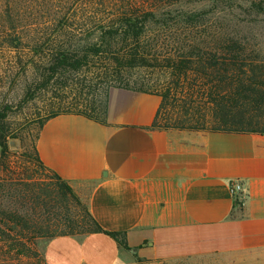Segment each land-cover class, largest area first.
<instances>
[{
  "label": "trees",
  "instance_id": "obj_1",
  "mask_svg": "<svg viewBox=\"0 0 264 264\" xmlns=\"http://www.w3.org/2000/svg\"><path fill=\"white\" fill-rule=\"evenodd\" d=\"M10 4L0 0V76L3 60L15 69L26 59V67L39 65L31 99L45 90L71 97L48 104L39 130L62 114L103 123L94 116L99 85L159 96L149 130L264 135V38L236 30L240 16L264 17V0H86L45 18L40 4L35 16L12 12ZM1 109L0 167L9 156L1 125L10 108ZM33 161L47 170L35 145ZM52 179L79 202L66 182L54 173ZM13 183L0 179V264H45L42 243L77 233H103L128 249L124 235L102 230L87 207L80 225L43 227L10 206L27 197Z\"/></svg>",
  "mask_w": 264,
  "mask_h": 264
},
{
  "label": "crops",
  "instance_id": "obj_2",
  "mask_svg": "<svg viewBox=\"0 0 264 264\" xmlns=\"http://www.w3.org/2000/svg\"><path fill=\"white\" fill-rule=\"evenodd\" d=\"M159 104L112 89L103 123L43 124V166L128 248L103 233L55 237L47 264H264V135L149 130Z\"/></svg>",
  "mask_w": 264,
  "mask_h": 264
},
{
  "label": "rangeland",
  "instance_id": "obj_3",
  "mask_svg": "<svg viewBox=\"0 0 264 264\" xmlns=\"http://www.w3.org/2000/svg\"><path fill=\"white\" fill-rule=\"evenodd\" d=\"M84 2L86 0H11L9 9L12 12H21L22 10L26 16H35L33 6L40 4L41 11L38 15L42 14L45 18L48 13L53 15L64 13L66 10L68 12V10ZM95 2H98V0H95ZM246 21L251 22L247 24ZM238 23L240 25L237 26V31L255 33L264 38L263 16L249 19L240 16ZM27 61L25 59L20 66L10 69L8 63L3 60L4 65L1 67L6 71V75L0 76V105L2 104L1 108L7 106L10 110L1 125L3 133L1 144H6L9 156L6 158L4 165L0 167V179L14 182V188L24 190L23 193L27 195L26 197L22 194L23 199L12 200L10 206L33 215L43 227L54 230L56 227H61L70 221L74 222L75 225H80L83 223V208H88L87 199L74 193L79 200L77 202L68 195L62 194L52 179V172L42 170L33 161L34 145L39 132L38 122L46 114L47 111L45 110L48 104L58 102V99L65 96H69L67 100H70L71 97L69 94L45 90L38 92L35 99H31L34 88L29 89V85L32 78L38 74L39 65L37 63L36 66L26 67ZM74 78L72 77V79ZM83 85L85 86L86 83ZM111 90L98 85L92 91L93 101L97 108L94 116L97 119L104 120L105 118V116H102L101 109L106 104L107 110ZM11 140L18 142L17 149H9L8 144ZM73 236L83 235L77 233ZM45 245L41 244L40 251L44 263L47 264L44 255Z\"/></svg>",
  "mask_w": 264,
  "mask_h": 264
},
{
  "label": "water",
  "instance_id": "obj_4",
  "mask_svg": "<svg viewBox=\"0 0 264 264\" xmlns=\"http://www.w3.org/2000/svg\"><path fill=\"white\" fill-rule=\"evenodd\" d=\"M8 145L10 150H15L18 148V142L16 140L9 141Z\"/></svg>",
  "mask_w": 264,
  "mask_h": 264
},
{
  "label": "built area",
  "instance_id": "obj_5",
  "mask_svg": "<svg viewBox=\"0 0 264 264\" xmlns=\"http://www.w3.org/2000/svg\"><path fill=\"white\" fill-rule=\"evenodd\" d=\"M231 191H232L233 193H238V192L241 191V186H240L239 184H233V185L231 186Z\"/></svg>",
  "mask_w": 264,
  "mask_h": 264
}]
</instances>
